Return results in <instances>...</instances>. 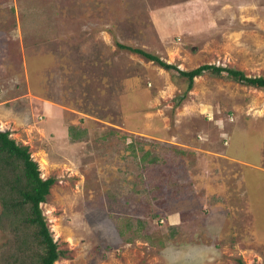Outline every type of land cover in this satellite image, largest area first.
I'll return each mask as SVG.
<instances>
[{"label":"rangeland","instance_id":"rangeland-1","mask_svg":"<svg viewBox=\"0 0 264 264\" xmlns=\"http://www.w3.org/2000/svg\"><path fill=\"white\" fill-rule=\"evenodd\" d=\"M125 47L264 76V0H0V131L55 180L56 264H264V91L203 76L180 101Z\"/></svg>","mask_w":264,"mask_h":264},{"label":"trees","instance_id":"trees-1","mask_svg":"<svg viewBox=\"0 0 264 264\" xmlns=\"http://www.w3.org/2000/svg\"><path fill=\"white\" fill-rule=\"evenodd\" d=\"M125 48L157 63L166 71L173 72L174 84L182 91L180 101L193 89L195 79L203 76L264 91V76L249 77L235 68L216 65H202L185 71L142 49ZM68 131L73 141L83 142L87 135L86 129L76 125L70 126ZM148 154L149 152L142 160L145 161ZM40 175L39 166L32 159L29 148L12 139L10 131H0V230L6 238L0 246V264H56L64 257L41 208L55 180H44ZM138 224L142 225V221ZM168 228L171 232L170 238L173 239L177 235L178 225H169ZM155 234L162 235L160 231ZM238 264L245 263L239 261Z\"/></svg>","mask_w":264,"mask_h":264}]
</instances>
